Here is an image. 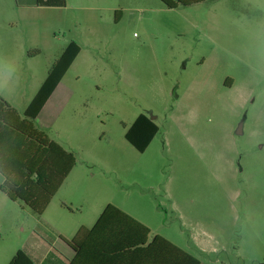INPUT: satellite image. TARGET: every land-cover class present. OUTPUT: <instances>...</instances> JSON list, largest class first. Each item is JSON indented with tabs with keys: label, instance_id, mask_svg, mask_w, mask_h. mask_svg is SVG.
<instances>
[{
	"label": "rangeland",
	"instance_id": "374dc122",
	"mask_svg": "<svg viewBox=\"0 0 264 264\" xmlns=\"http://www.w3.org/2000/svg\"><path fill=\"white\" fill-rule=\"evenodd\" d=\"M32 2L0 0V93L22 110L75 41L71 95L36 126L79 168L46 212L60 235L0 191V264L108 204L204 264H263L264 0ZM140 114L158 126L144 153L124 137Z\"/></svg>",
	"mask_w": 264,
	"mask_h": 264
},
{
	"label": "trees",
	"instance_id": "16d2710c",
	"mask_svg": "<svg viewBox=\"0 0 264 264\" xmlns=\"http://www.w3.org/2000/svg\"><path fill=\"white\" fill-rule=\"evenodd\" d=\"M167 8L189 6L204 0H160ZM66 0H36L39 7H64ZM79 47L71 42L61 60L68 68ZM52 73L24 114L0 96V191L41 216L77 160L75 155L49 139L33 123L37 110L55 83ZM158 126L140 114L124 134L140 153L151 144ZM150 230L116 206L108 204L91 228L81 227L66 241L74 251L68 264H204L160 235L149 239ZM9 264H33L19 250ZM264 264V261H263Z\"/></svg>",
	"mask_w": 264,
	"mask_h": 264
},
{
	"label": "crops",
	"instance_id": "0c3cea01",
	"mask_svg": "<svg viewBox=\"0 0 264 264\" xmlns=\"http://www.w3.org/2000/svg\"><path fill=\"white\" fill-rule=\"evenodd\" d=\"M32 6L36 7V8H44V9H58L61 7H39L36 6V0H33V2L31 3ZM71 42H75V41H71ZM70 42V43H71ZM69 43V44H70ZM76 43V42H75ZM69 44L63 49V51L61 52V54L59 55V57L54 61V63L52 64V66L50 67V70L48 71L46 77L44 78V80L41 82L40 86L38 87L36 93L34 94V96L31 98V100L28 102V104L22 109L19 110L16 106H13V104L9 101L8 98H6L5 96H3L0 93V96L2 98H4L13 108H15L19 114H24L26 111L29 110L31 103L33 102V100L35 99V97L37 96V94L39 93L40 89L42 88V86L44 85V83L46 82L48 76L52 73V78L54 81H56V79H58V81L55 83V85L53 86L52 90L49 92L47 98L45 99V101L43 102V104L37 109V110H33L30 111L31 114L34 116L33 118V123L36 126L37 124L42 123H46L47 122H52V120L56 117V113L59 112L63 107L64 104L68 101V98L70 97L71 93L68 90V88H66V86H64L63 84V79L67 73V71L72 67V65L75 63V61L77 60L79 53H80V47L79 45L76 43V45L79 47V51L75 54L72 62L70 63V65L68 66V68L63 72L64 70V60H61L62 55L64 54L66 48L69 46ZM29 112V111H28ZM139 116V115H138ZM137 116V117H138ZM134 122V121H133ZM39 130L43 131L41 129V127L36 126ZM44 132V131H43ZM45 133V132H44ZM47 135V134H46ZM48 136V135H47ZM50 139V138H49ZM52 140V139H50ZM54 141V140H52ZM56 142V141H54ZM57 143V142H56ZM59 145H61L60 143H58ZM62 146V145H61ZM65 150H67L64 146H62ZM69 151V150H67ZM144 153V152H143ZM74 154V153H73ZM75 155V154H74ZM76 157V156H75ZM79 164L76 162L75 166L72 168V170L70 171V173L68 174V176L65 178V180L63 181L62 185L60 186V188L58 189L57 193L53 196L52 200L50 201L49 205L47 206V208L45 209V211L43 212V214L41 216H38L40 218V222H39V229L40 231L46 235L47 232H52V234L54 235H60V230L57 226V222L50 219V218H46V212L49 210L50 206L53 203L54 198L58 195L61 194L63 188H65L69 182H73L75 180L74 175L76 174L75 172H77ZM2 176V175H1ZM77 176V175H76ZM3 178V176H2ZM71 180V181H70ZM4 181V178H3ZM2 181V183H3ZM1 183V184H2ZM63 205H66V201L67 200H61ZM107 206V205H106ZM105 206V207H106ZM104 207V208H105ZM103 208V210H104ZM118 208V207H117ZM120 209V208H119ZM102 210V211H103ZM121 210V209H120ZM102 211L100 212V214L102 213ZM123 211V210H122ZM124 212V211H123ZM126 213V212H125ZM99 214V216H100ZM128 214V213H126ZM129 215V214H128ZM98 216V217H99ZM131 216V215H129ZM132 217V216H131ZM134 218V217H132ZM98 219V218H97ZM96 219V221H97ZM135 220H137L136 218H134ZM95 221V222H96ZM138 222H140L141 224L145 225L146 227H148L146 224H144L143 222L137 220ZM95 224V223H94ZM93 224V225H94ZM92 225V226H93ZM91 226V227H92ZM81 227H85V226H81ZM79 227V229L81 228ZM91 227H86V228H91ZM149 228V227H148ZM78 229V230H79ZM77 230V231H78ZM150 230V236L149 239H151L154 235H159V234H152L151 229ZM77 233V232H76ZM75 233V234H76ZM75 234L72 236V238L75 236ZM161 236V235H160ZM55 237V236H53ZM163 237V236H162ZM164 238V237H163ZM42 240V242H45V245L42 244V242H39L36 239V243H34L33 246H29L27 252H24L25 254H27L29 256V258L33 261V264H68V262L73 258L74 256V251L67 245L66 242L62 241V245L58 246L56 243V238L53 239V241L48 240L46 241L43 238H40ZM166 239V238H165ZM168 240V239H167ZM51 241V242H50ZM170 241V240H168ZM171 242V241H170ZM172 244H174L173 242H171ZM175 246H177L176 244H174ZM178 248H180L179 246H177ZM182 249V248H180ZM184 250V249H182ZM185 251V250H184ZM187 252V251H185ZM189 253V252H187ZM190 254V253H189ZM192 255V254H190ZM193 256V255H192ZM195 257V256H193ZM196 258V257H195ZM199 260V259H198Z\"/></svg>",
	"mask_w": 264,
	"mask_h": 264
}]
</instances>
